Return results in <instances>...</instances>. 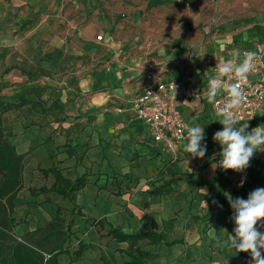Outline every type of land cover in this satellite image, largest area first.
I'll use <instances>...</instances> for the list:
<instances>
[{
    "label": "crops",
    "instance_id": "1",
    "mask_svg": "<svg viewBox=\"0 0 264 264\" xmlns=\"http://www.w3.org/2000/svg\"><path fill=\"white\" fill-rule=\"evenodd\" d=\"M65 2L0 0V47L11 49L23 61L38 66V70L49 71L60 68L58 66L66 56L92 55L96 37L101 35L99 33L107 35L105 20L94 12L97 15L92 20L77 25L70 21L69 14L63 13ZM242 52L245 56L260 52L264 60V11L237 18L230 22L220 39L206 40L197 50L199 65L168 67L166 74L164 71L167 69L156 72L154 67H149L137 79L133 96H123L122 88L127 87L128 81L136 80L142 67H108V70L101 67L94 75L76 83V88L96 85L111 90L112 93L103 92L95 101L104 103L107 100L115 105L123 103V108L93 116L94 130L81 133L84 138L88 132L89 150L80 152L77 144L70 146L69 142L62 148L66 157L74 159L73 170H77L74 177L64 175L55 165L41 169L42 175L52 176V181L49 185L27 187L30 197H25L26 206H20L24 196V188L21 189L14 200L13 215L16 221L14 233L18 239L47 225L60 213L66 221L73 220L70 239H76L78 230L83 231L73 246L69 245L70 239L66 246L71 252L77 249L79 241L86 246L77 259L73 260L68 254L59 255L60 264H103L107 260L108 264H133L134 256L139 254L140 264H250L249 253L237 254L221 246L235 227L230 219L233 211L224 194L229 193L234 199H247L254 189L264 188V152H257L243 173L214 170L212 165L219 160L216 154L221 148L212 137L222 130L223 126L218 121L223 117L212 109L205 95L208 80L216 75V64L232 58L240 62ZM146 73L159 79L175 80L193 94L183 102L181 115L186 126L205 128L203 143L207 152L203 159L191 158L184 151L186 131L178 139L173 152L164 143L154 142L149 128L136 116L135 97L147 85ZM256 78L264 81V71ZM245 122L249 123L247 131L257 126L264 127V114L249 113L239 120L236 127ZM66 139L65 135L47 137L45 149L51 154L56 146L64 145ZM13 145L17 151V145ZM28 151L17 152L26 157ZM90 154L94 155L95 161H90ZM51 169L69 179L86 175V184L77 191L74 202L49 190L55 180ZM242 179L241 187L238 185ZM124 184L132 187L130 192L124 189ZM141 184H145L144 193H131ZM43 187L45 192L40 191ZM200 188H206L208 195L204 196ZM41 194L47 196L44 202L38 199ZM54 197L68 205L55 206L50 201ZM48 206L54 207L48 215L49 220L37 227L17 213L21 211L20 207L32 212L49 209ZM110 228L125 233L152 231L161 234L163 239L156 244L147 239L136 243L119 242L106 234ZM222 229H227L228 233ZM260 231L264 232V228ZM65 258L67 262H63Z\"/></svg>",
    "mask_w": 264,
    "mask_h": 264
},
{
    "label": "rangeland",
    "instance_id": "2",
    "mask_svg": "<svg viewBox=\"0 0 264 264\" xmlns=\"http://www.w3.org/2000/svg\"><path fill=\"white\" fill-rule=\"evenodd\" d=\"M64 1L67 2L63 13L69 14L70 21L77 25L92 20L98 13L105 20L107 35L99 33L102 39L95 40L96 48L92 55L66 56L58 66L60 68L49 71L38 70V66L23 61L11 49L0 47L2 99L17 102L23 96L30 102L2 116L9 140L17 145V151L22 153L29 149L25 157L24 196L20 206H26L25 197H30L27 187L51 183L52 176L42 175L41 169L55 165L64 175L74 177L77 171L73 170L74 159L66 157L62 148L69 142L70 146L77 144L80 152L89 150L91 141L87 140L88 132L95 128L93 116L123 108V103L115 105L107 100L104 103L95 101L103 92L112 93L111 90L96 85L76 88V83L85 80L88 75H94L101 67L104 70H108V67H142L136 80L128 81L125 88L121 87L123 96H133L137 79L149 67H154L156 72L167 69V72L164 71L166 74L168 67L199 65L197 50L206 40L220 39L230 22L237 18L264 11V0ZM84 130L88 132L83 138L81 133ZM58 135L67 137L63 141L65 144L56 146L50 154L45 149L46 138ZM90 161H95L93 154H90ZM144 187L145 184H141L131 193H144ZM124 189L130 192L132 187L124 184ZM45 198L47 196L41 194L38 199L44 202ZM50 201L59 207L68 205L57 197ZM48 208L31 212L27 211L28 208L20 207L21 211L17 213L37 227L49 220L48 215L54 207ZM76 233V239H70L69 245L73 246L83 231ZM88 260L93 261L92 258Z\"/></svg>",
    "mask_w": 264,
    "mask_h": 264
},
{
    "label": "clouds",
    "instance_id": "3",
    "mask_svg": "<svg viewBox=\"0 0 264 264\" xmlns=\"http://www.w3.org/2000/svg\"><path fill=\"white\" fill-rule=\"evenodd\" d=\"M255 54H246L244 60L238 65H233L231 60L226 61L218 67L217 76L209 80L206 99L214 104L222 84V77H231L234 75L238 81L235 84H229L225 91L228 95V101L220 109L222 119L218 122L223 126L222 130L214 133L212 139L220 145V152L216 155L219 160L213 163L212 168H219L223 171H234L243 173L249 166L250 161L257 152H264V127L257 126L247 131L249 123L239 124L238 112L244 102V95L241 83L247 80V74L253 67ZM176 92V86H175ZM187 141L184 151L189 153L191 158L203 159L207 152L205 140V128L199 125L187 126ZM215 157H213L214 159ZM243 179L240 185L243 186ZM204 196L208 195L206 188H200ZM233 211L230 219L235 227L233 233L227 232L228 238L221 243L222 247L228 250H234L237 254L240 252L249 253L251 256L250 264H264V188H256L251 191L247 199L233 198L229 193L224 194ZM215 203V201H214ZM208 209L207 202L205 201Z\"/></svg>",
    "mask_w": 264,
    "mask_h": 264
},
{
    "label": "trees",
    "instance_id": "4",
    "mask_svg": "<svg viewBox=\"0 0 264 264\" xmlns=\"http://www.w3.org/2000/svg\"><path fill=\"white\" fill-rule=\"evenodd\" d=\"M153 6L152 3H150ZM2 87L0 86V92ZM28 101L23 97L17 103L3 101L0 95V264H60L59 255H71L73 260L79 258L86 246L80 241L73 252L66 246L73 235L71 230L72 219L66 221L60 213L47 225L38 230L26 233L22 238L14 233L16 221L14 215V200L23 188V168L25 157L19 154L9 140V133L5 129L3 114L15 107L26 105ZM54 183L50 191L74 202L77 191L86 184V175L81 174L74 179L61 175L56 169H51ZM46 188H41L45 192ZM77 213V212H76ZM107 235L116 241L136 243L147 239L151 243H158L163 239L161 234L152 231L125 233L120 229L110 228ZM140 254L134 256L133 264H140ZM103 264H108L103 261Z\"/></svg>",
    "mask_w": 264,
    "mask_h": 264
},
{
    "label": "built area",
    "instance_id": "5",
    "mask_svg": "<svg viewBox=\"0 0 264 264\" xmlns=\"http://www.w3.org/2000/svg\"><path fill=\"white\" fill-rule=\"evenodd\" d=\"M101 39V35L96 37V40ZM242 55L243 57L240 62L234 58L228 60L233 62L234 67L238 66L244 60L245 52H242ZM225 62L226 61L216 64L215 76L218 74V67ZM263 71V55L259 52L254 56L253 67L247 74V80L240 82L244 95V102L238 112L239 120L249 113L264 114V81L256 78V76ZM146 79L147 85L135 97V114L149 128L154 142H162L168 149L174 152L175 144L185 133L187 127L181 115V106L183 102L193 94L184 89L175 80L159 79L149 73L146 75ZM221 79L222 84L219 94L216 97V102L212 104V109L217 113H220V109L223 108L228 101L225 88L229 84L238 82L234 75L231 77H222Z\"/></svg>",
    "mask_w": 264,
    "mask_h": 264
}]
</instances>
